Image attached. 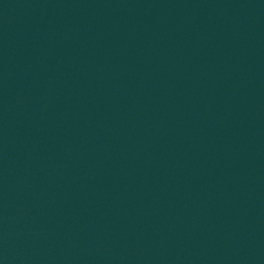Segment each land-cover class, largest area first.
<instances>
[{
  "label": "water",
  "instance_id": "95a60500",
  "mask_svg": "<svg viewBox=\"0 0 264 264\" xmlns=\"http://www.w3.org/2000/svg\"><path fill=\"white\" fill-rule=\"evenodd\" d=\"M0 264H264V0H0Z\"/></svg>",
  "mask_w": 264,
  "mask_h": 264
}]
</instances>
